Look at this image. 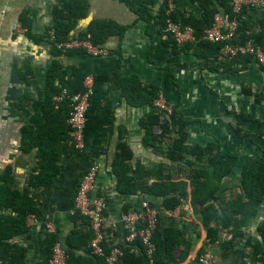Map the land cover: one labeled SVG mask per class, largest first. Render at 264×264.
Masks as SVG:
<instances>
[{
	"label": "crops",
	"instance_id": "crops-1",
	"mask_svg": "<svg viewBox=\"0 0 264 264\" xmlns=\"http://www.w3.org/2000/svg\"><path fill=\"white\" fill-rule=\"evenodd\" d=\"M175 3L178 15L202 16L192 0ZM87 5V15L77 21L71 39L81 38L93 21H112L126 28L123 36H109L102 44L108 51L106 56L94 57L83 51L54 55L48 37L54 38L55 12L70 14L72 0H0V174L12 166L15 187L26 186L37 164L35 151L26 154L20 150L21 128L30 122L31 115L26 110L31 109L29 102H21L23 94L27 91L38 98L41 93L44 98L47 71L54 60L72 69L74 89L82 85L86 73L95 78L85 125L87 148L72 158L63 157L54 183L41 193V212L29 220V233L18 239L27 250L25 264H50L47 223L55 225L64 246L74 231L86 233L91 229L88 219L75 220L73 210L79 183L93 163L100 167L96 193L109 201L112 244L127 243L123 213L140 208L148 200L159 212L162 230L180 228L191 236L192 251L182 263L191 264L203 246L214 249L205 246L206 231L191 208L196 196L191 186L194 176L221 179L215 196L224 192L229 199L242 190L245 163L255 160L264 164V69L256 62L245 68L231 64L233 70L215 69L218 63L212 64L193 51L176 49L160 27L159 4L153 8L151 22L120 0H87ZM248 10L245 24L249 32L264 31V7ZM220 61L230 64V60ZM119 74L137 75L144 85L158 88L185 121L183 136L174 125L167 144H153L146 119L157 110L155 101L132 102L118 83ZM176 139L181 140V149L172 144ZM206 147L226 157L197 161L194 150ZM168 153L175 154L176 159L171 160ZM122 156L129 160L127 164L122 163ZM126 178L135 186H123L122 179ZM156 181L170 185V199L141 191L142 185ZM174 195L178 206L172 200ZM262 222L264 199L255 219L244 228V238L258 236ZM139 256L133 248L131 257Z\"/></svg>",
	"mask_w": 264,
	"mask_h": 264
},
{
	"label": "trees",
	"instance_id": "trees-1",
	"mask_svg": "<svg viewBox=\"0 0 264 264\" xmlns=\"http://www.w3.org/2000/svg\"><path fill=\"white\" fill-rule=\"evenodd\" d=\"M126 3L140 18L148 22L152 20L153 8L159 4V0H120ZM196 2L202 12L200 18L193 15H178L174 10L168 16L165 4H159L158 21L161 29L166 25L167 18L181 26L190 25L194 29L196 42L179 47L172 40L176 49L181 51H193L198 57L216 64L214 68L232 69L231 64L247 67L254 62L251 57L238 56L230 60V64L220 61L221 43H214L203 38L204 31L212 26L214 16L218 12H226L232 18L239 21V41L254 40L264 49V31L252 34L245 24V16L251 7L244 6L238 14L232 13V0H192ZM87 0H72L71 13L66 15L61 11L55 12V25L53 40L51 36L48 40L54 48V55L60 53L71 54L73 52L83 51L82 49H69L63 52L57 48V44L65 43L71 38V32L81 18L87 15ZM126 28L112 21H93L85 34L80 39H87L93 45L103 48L102 44L109 36H123ZM233 70V69H232ZM235 70V69H234ZM72 69L64 68L58 61L54 60L47 71L46 92L42 99L39 93L38 98H34L29 92H25L21 97V102H29L31 109L30 122L25 123L21 128L20 150L29 154L35 151L37 164L33 172L27 179L26 186L22 189L15 187V176L12 166L8 165L0 174V264H25L27 250L18 241L19 238L27 235L30 231L29 219L41 212V197L44 189L50 187L60 169L63 166L61 159L63 157L72 158L74 155L83 151L78 150L71 142L70 124L68 116L70 112V99H64L56 102L53 97L59 93L63 87L69 90L74 89ZM118 83L124 88L125 94L135 104H154L159 96L158 88L144 85L137 75L122 76L118 75ZM146 125L149 128L151 138L160 140L161 134H157L156 129L160 128L167 132L168 127L179 126V135L183 136L185 121L180 117L175 106H173L170 118L166 116L162 119L161 112L153 110L147 116ZM164 138V137H163ZM153 141L152 143H154ZM181 140H176L175 147L181 149ZM183 148L182 151H185ZM216 151V152H215ZM197 161H205L210 158L224 159L226 156L216 149L206 147L197 148L193 152ZM169 154V153H168ZM171 160L176 159L175 154L168 155ZM167 156V157H168ZM180 157V156H179ZM185 160H187L185 158ZM129 170V169H128ZM142 179L140 174L136 175ZM221 179L215 176H206L200 179L194 176L191 186L195 190V198L191 202V208L194 215L201 222L206 231L207 242L205 246L220 245V257L222 260H228L232 255L240 256V251L236 249L234 241L240 242L244 239V228L247 227L257 216L259 207L264 199V164L250 160L243 167L241 179V192L234 197L226 199L224 192L215 196V192L220 187ZM123 186L132 185L128 179L122 180ZM141 185V184H140ZM135 185H132V187ZM139 187V186H137ZM170 185L166 182L156 181L152 184L142 185L141 191L152 196L166 197L170 199ZM175 205H180L172 196ZM169 201V200H168ZM152 206L155 205L149 201ZM177 205V206H178ZM170 208V207H169ZM130 210V209H128ZM127 210V211H128ZM75 220L86 221L87 218L80 213L74 214ZM227 231L229 239H221V233ZM258 236L249 237L245 241L246 245H252L250 262L252 264H264V222L257 228ZM94 238V232L90 229L88 232L74 231L68 239L66 247L69 258L68 264H106L105 256L101 257L92 253L91 242ZM47 244L51 250L57 242H60L58 234H47ZM152 240L156 246L154 253L155 264H182L187 260L192 251V238L186 231L167 227L163 230L158 223ZM123 250V257L119 264H147L148 257L145 247L140 239L133 243L119 245ZM105 255L109 253L111 246L105 243ZM137 249L140 256L136 259L131 257L132 249ZM79 251L85 252L83 254ZM207 250L203 246L191 264H200L199 256ZM234 264H238L235 261ZM244 264V262L242 263Z\"/></svg>",
	"mask_w": 264,
	"mask_h": 264
},
{
	"label": "built area",
	"instance_id": "built-area-1",
	"mask_svg": "<svg viewBox=\"0 0 264 264\" xmlns=\"http://www.w3.org/2000/svg\"><path fill=\"white\" fill-rule=\"evenodd\" d=\"M159 4H165L166 14L169 16L176 8L175 0H159ZM244 6L264 7V0H232V13L238 14ZM240 24L236 18H232L229 13L218 12L214 16L211 27L204 31L205 40L221 43L220 58L231 60L238 56L251 57L256 64L264 69V49L254 40L245 42L239 41ZM17 30L25 32L24 28L17 26ZM163 33L171 37L179 47L196 42L194 29L190 25L181 26L170 17L167 18L166 25L162 29ZM57 48L63 52L69 49H82L90 56H106L108 51L104 48L93 45L87 39H70L65 43L57 44ZM95 78L93 74L86 73L82 80V85L72 91L66 87L55 94L53 99L61 102L70 99V112L68 123L70 124L71 142L80 151H85L87 141H85V125L87 122V111L90 105L91 96L94 91ZM155 106L161 112V118L172 114L173 105L167 100L163 93H159L155 100ZM160 133V129L157 130ZM100 173L98 163H93L84 173L75 196V208L73 214L80 213L87 218L90 228L94 232L91 242L92 253L101 257L105 256L106 264H119L123 257V250L112 244L114 233L108 228L107 212L109 201L105 196L98 195L97 183ZM33 216L29 219L31 220ZM122 221L127 230V243L131 244L136 239H140L145 247L148 257L147 264H155L154 253L156 246L152 240L153 233L159 223V212L148 200L143 201L140 208L130 209L122 215ZM47 234H56L57 228L52 223L46 224ZM105 243H109L111 249L105 255ZM68 252L66 247L57 242L52 250L50 264H68ZM200 264H216L217 256L213 251L207 250L199 256Z\"/></svg>",
	"mask_w": 264,
	"mask_h": 264
},
{
	"label": "rangeland",
	"instance_id": "rangeland-1",
	"mask_svg": "<svg viewBox=\"0 0 264 264\" xmlns=\"http://www.w3.org/2000/svg\"><path fill=\"white\" fill-rule=\"evenodd\" d=\"M166 118H170V116L168 115V116H166ZM158 134L162 135L161 136L162 138L160 140H156L154 138H150V140L151 141H155L158 144H164V143L167 144L171 140L169 138V137H171V126L167 128V132H165V130H163V129H160V133H158ZM175 142L176 141L172 140V144L173 145H175ZM121 154H122V151H121ZM121 159H124V160H122L123 164H127L128 161H129L126 158H124V156H122ZM224 197H225V195H224ZM225 198L228 199L227 197H225ZM179 211H181V210L179 209L177 212H179ZM229 238H230V235L228 234L227 231H223L221 233V239L222 240L223 239H229ZM245 240L246 239L244 238L240 242L234 241V244L236 246L235 248L240 251V256L237 257L236 255H232V257L230 259H228V260H222L221 259V257H220L221 248H220L219 244H217L218 246L217 245H213L215 250L214 249H208V250L213 251V253L215 255H217V263L216 264H234L235 261H238V264H242L243 262H244V264H252L250 262V254H251V251H252V245H246Z\"/></svg>",
	"mask_w": 264,
	"mask_h": 264
}]
</instances>
